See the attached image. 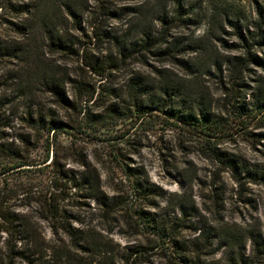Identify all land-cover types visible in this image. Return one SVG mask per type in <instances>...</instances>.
<instances>
[{
    "label": "trees",
    "instance_id": "16d2710c",
    "mask_svg": "<svg viewBox=\"0 0 264 264\" xmlns=\"http://www.w3.org/2000/svg\"><path fill=\"white\" fill-rule=\"evenodd\" d=\"M114 1L0 0V264H149L156 255L168 264H203L201 249L196 250L199 240H204L208 249L214 238L219 240L217 248L236 253V257H229L230 264H245L242 250L247 238L254 255L264 257L263 240L252 234L243 236L232 227L219 228L215 237L202 233L192 241H180L181 230L191 229L190 226L159 223L147 213L144 207L151 205V198L162 197V193L140 179L143 173L127 165L123 172L125 179L131 181V196L143 208L131 207L118 196H105L99 174L85 160L78 163L82 171L75 173L61 163L54 151L61 134L75 140L96 139L99 137L94 134L103 128L118 122L130 123L124 132L106 139L122 141L131 130L158 121L162 127L190 137L188 141L199 146L205 159L229 168L238 178L245 173L264 183V172L246 170L233 154L219 147L221 141L246 132L257 117L264 123V77L251 88L243 83L250 64L264 70V61L253 53L258 45H264V40L256 39L250 32L244 36L236 31L244 54L209 60L199 71L180 58L195 49L184 39L168 42L163 34L165 26L171 25L165 0H147L143 6L122 9ZM181 11L176 5L174 14L180 16ZM153 16L161 31L154 30ZM112 21L120 22L124 30L117 31ZM132 61L146 67L151 63L173 64L187 76L208 73L211 66L222 75L221 68L225 66L229 72L227 80L233 86L229 93L233 94L231 113L239 128L233 131L227 117L213 112L195 91L196 84H188L169 70L157 67H151L147 75L130 71L118 90L100 84L91 105L94 108L101 102L104 115L86 109L83 112L82 99L90 102L96 92L93 85L84 81L83 73L91 72L106 80L109 75H105V69H126ZM70 63H76L74 70ZM67 88L73 90L71 98ZM246 89L251 92L252 103L245 102ZM63 110L83 116L68 126L59 118ZM41 148L42 160L31 157L34 150ZM36 194L41 210L37 220L51 223L49 238L38 221L16 210L17 202L32 200ZM78 198L95 199L107 219L123 212L129 224L147 236L146 243L120 249L93 229L73 226L76 219L67 206L71 201L76 207L81 205Z\"/></svg>",
    "mask_w": 264,
    "mask_h": 264
},
{
    "label": "rangeland",
    "instance_id": "374dc122",
    "mask_svg": "<svg viewBox=\"0 0 264 264\" xmlns=\"http://www.w3.org/2000/svg\"><path fill=\"white\" fill-rule=\"evenodd\" d=\"M146 2L148 1H114L118 9L135 8L145 5ZM176 5L182 9L180 16L174 14ZM164 6L167 20L171 25L165 26L163 34L168 42L184 39L185 43L195 49L180 58L188 64L195 65L199 71L202 69V64H209V60L221 59L222 56L241 57L244 54L236 31L244 36L250 32L257 36L256 39L264 40V0H165ZM154 17L152 18L154 30L161 31L162 28L155 23ZM111 25L119 32L125 28L117 21H112ZM232 45L235 47L230 48ZM253 53L259 60L264 61V45H258ZM68 65L72 70L76 67V63ZM149 65L151 66L146 67L132 61L125 67L126 69L119 71L105 69V75H109L106 80H100L101 78L91 72L83 73L84 81L89 86L93 85L96 91L92 101L87 102L82 99L83 112L86 109L94 114L104 115L101 102H98L94 108L91 105L96 100L100 84L104 83L105 86L118 90L126 82L130 71L147 75L151 67H157V69L169 70L180 79L188 81V84H196L195 91L202 95L213 112L227 117L232 122L233 131L239 128L236 125L237 120L231 113L233 94L229 96V93L233 86L231 81L227 80L229 72L224 70L225 66L221 68L222 75L211 66L208 73L198 72L187 76L184 70L173 64ZM261 77H264V70L250 64L243 75V83L251 88ZM246 91L248 96L245 102L252 103L251 92L248 89ZM67 92L71 98L73 90L67 88ZM225 92L228 93L227 96ZM102 100H105V96ZM82 116V114L75 116L74 112L64 110L59 113L62 123L68 126L79 121ZM260 120L261 117H257L250 122L246 132H238L232 136V140H223L219 144L222 150L233 154L250 172H264V123ZM14 125L18 128V122ZM129 126L130 123L118 122L96 132L94 137H99L96 139L90 137L75 140L66 134H61L54 151H57L56 154L62 160L65 169L74 173L82 171L78 163L85 160L99 174L104 195L109 199L118 196L120 200L128 201L131 207L139 205L143 208L144 205L131 196L132 184L125 179L123 166L127 165L143 173L140 179L155 186L162 193L160 198H151V205L145 206L144 210L159 223L182 225L183 228L184 225L190 226L191 229L181 230L180 241H192L202 233L204 236L208 233L211 237H215L213 235L224 226L232 227L243 236L248 237L252 234L264 241V183L248 178L245 173L238 178L229 168H223L220 164L205 159L199 146L188 141L190 137L164 128L158 121L152 126H139L131 130L122 141L106 140L110 139V136L121 134ZM91 130H93L92 126ZM243 132L251 134L247 135ZM258 134L260 136H257ZM182 142L186 145L180 146ZM43 154L42 148L36 149L31 157L42 160ZM51 158L50 154L49 160ZM47 177L49 179L50 176ZM14 181L15 177L12 182ZM41 192L45 193V191ZM31 197L32 200L17 202L16 210L38 221V217L41 216L39 197L38 194ZM78 199L81 205L76 207L71 201L67 206L68 211L76 219L73 226L93 229L109 238L120 249L146 243L147 236L132 227L123 212H116L107 219L95 199ZM38 223L46 237H51V223L45 221ZM210 240L212 244L208 249L204 247L207 245L204 240H199L200 246L196 249H201L199 255L203 264H230L229 257H236V253H231L226 248H217L219 245L217 238ZM216 249L218 250L214 251ZM242 255L245 264H264V257L257 258L254 255L248 238L245 240ZM149 264L168 263L167 260L156 255L150 259Z\"/></svg>",
    "mask_w": 264,
    "mask_h": 264
}]
</instances>
